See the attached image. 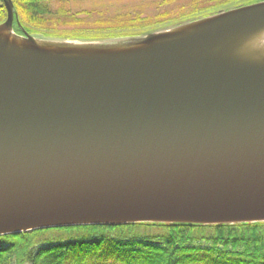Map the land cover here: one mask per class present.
I'll use <instances>...</instances> for the list:
<instances>
[{
    "label": "water",
    "instance_id": "1",
    "mask_svg": "<svg viewBox=\"0 0 264 264\" xmlns=\"http://www.w3.org/2000/svg\"><path fill=\"white\" fill-rule=\"evenodd\" d=\"M3 4L0 237L264 222V64L213 54L264 26V2L80 57L39 46L96 42L18 36Z\"/></svg>",
    "mask_w": 264,
    "mask_h": 264
},
{
    "label": "trees",
    "instance_id": "2",
    "mask_svg": "<svg viewBox=\"0 0 264 264\" xmlns=\"http://www.w3.org/2000/svg\"><path fill=\"white\" fill-rule=\"evenodd\" d=\"M199 1L189 2L196 5ZM220 1V5L203 12L205 14L184 16L174 24L173 21L167 22L171 24H163L165 16L162 15L161 22L138 26L135 31H144L125 38L142 37L149 34L150 30L173 28L221 11L264 2ZM11 2L13 31L18 35L56 38L59 35L57 25L72 20L66 9L60 7L52 10L50 0ZM124 18L127 19V16L120 15L114 21L107 22H115L116 27L111 26L109 29H115V32L106 35H125L130 29L118 30ZM5 20L6 10L3 0H0V24ZM128 34H132L131 31ZM60 35L80 41L112 38L82 34L81 30ZM0 264H264V222L211 226L136 223L37 230L0 237Z\"/></svg>",
    "mask_w": 264,
    "mask_h": 264
},
{
    "label": "rangeland",
    "instance_id": "3",
    "mask_svg": "<svg viewBox=\"0 0 264 264\" xmlns=\"http://www.w3.org/2000/svg\"><path fill=\"white\" fill-rule=\"evenodd\" d=\"M189 1L190 0H50V8L52 10H57L62 7L68 11V16L72 17V20L71 22H64L57 25L56 30H58L59 35L56 38H44V40H54L56 42L71 40L61 37L64 35L60 34H70L73 31L81 30L82 34H98L105 37H112L93 39V41H90L96 42V44L102 47L123 45L129 43L128 40H124L128 39L125 38L126 36L139 34L144 31H135V29L139 28L138 26L161 22L162 18H160V16L162 15L165 16L163 24H171L167 23L170 21H173L172 23L174 24L184 16L189 17L194 14H205L203 12L210 11L221 4L220 0H201L196 5H192ZM120 15L127 16V19H122L123 24L118 26V30L130 29L128 32L131 31L132 34L126 32L125 35L107 36L106 34L115 32V29L109 28L111 26L116 27L114 25L115 22L111 24L107 22L114 21V18ZM76 19L78 21H73ZM154 28L155 27H152L151 29ZM167 29L169 28L167 27ZM13 38L18 40L17 37ZM121 40L123 42H121ZM73 41L80 40L73 39Z\"/></svg>",
    "mask_w": 264,
    "mask_h": 264
},
{
    "label": "bare ground",
    "instance_id": "4",
    "mask_svg": "<svg viewBox=\"0 0 264 264\" xmlns=\"http://www.w3.org/2000/svg\"><path fill=\"white\" fill-rule=\"evenodd\" d=\"M264 29L260 27L254 30L251 33H243L240 35H234L230 38L221 41L218 44V47L214 50L213 54L223 55L222 45L231 46V50L228 54L225 55L226 58L231 61H236L242 64H251V65H260L264 64V60L254 61L248 58L249 48L247 47L251 41L256 37V34L259 30ZM39 46V45H38ZM41 51H46L49 54H56L63 52L65 55L70 57H80V56H96L98 54H116V53H127L133 50H141L144 48V45H138L127 48H111V47H102L99 44H79V43H64V44H55L50 47L39 46Z\"/></svg>",
    "mask_w": 264,
    "mask_h": 264
},
{
    "label": "clouds",
    "instance_id": "5",
    "mask_svg": "<svg viewBox=\"0 0 264 264\" xmlns=\"http://www.w3.org/2000/svg\"><path fill=\"white\" fill-rule=\"evenodd\" d=\"M247 47L249 48V59L264 60V29L258 31L255 39Z\"/></svg>",
    "mask_w": 264,
    "mask_h": 264
}]
</instances>
